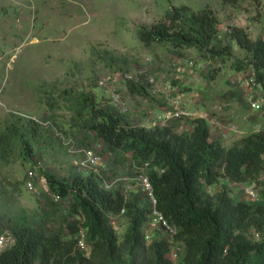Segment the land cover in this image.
Listing matches in <instances>:
<instances>
[{
	"label": "rangeland",
	"instance_id": "374dc122",
	"mask_svg": "<svg viewBox=\"0 0 264 264\" xmlns=\"http://www.w3.org/2000/svg\"><path fill=\"white\" fill-rule=\"evenodd\" d=\"M180 6L212 12L217 40L229 47L228 55L198 56L193 49L144 47L138 41V29L163 21L172 7ZM234 27L251 40L264 41V0H0V134L14 129L18 136L10 156L0 160V235L21 218L45 236L64 238L67 233L69 203L49 206L29 192V173L39 177V191L44 173L67 182L97 170L101 182H115V188H131L130 193L141 196L135 178L145 175L146 166L132 167L130 154L105 149L82 128L69 100L87 97L131 126H146L150 112L166 108L168 86L180 87L178 68L186 71L188 63L199 59L201 73L202 64L210 63L200 75L214 91L228 82L236 66H248V56L226 33ZM139 87L146 97L129 91ZM88 153L98 165L88 163L90 169L79 171ZM231 185L230 197L246 202L243 186ZM118 224L127 223L121 219Z\"/></svg>",
	"mask_w": 264,
	"mask_h": 264
},
{
	"label": "trees",
	"instance_id": "16d2710c",
	"mask_svg": "<svg viewBox=\"0 0 264 264\" xmlns=\"http://www.w3.org/2000/svg\"><path fill=\"white\" fill-rule=\"evenodd\" d=\"M216 25L210 10L172 7L163 21L138 29L137 39L144 47L168 44L174 50L193 49L198 56L228 55L229 47L217 40ZM228 35L249 59L248 66H236L235 72H248L252 86L263 84L264 41L249 39L241 28H231ZM129 91L146 97L141 87ZM73 99L69 103L83 129L113 154H130L135 166H146L155 209L182 244L181 264H264V203L234 201L228 188L257 178L264 131L250 132L224 147L210 140L201 118L189 119L192 130L178 134L169 128L134 127L98 109L87 97ZM17 139L14 129L0 134V160H7ZM42 175L49 193L69 200L67 233L64 238L45 236L26 218L12 221L7 226L14 244L0 253V264H175L164 239L148 243L144 239L149 204L142 193H128L125 198L123 188L104 191L93 172L77 174L67 182L53 174ZM209 186L218 191L209 193ZM44 199L49 206L54 203L48 195ZM121 211L119 220L127 224L120 225L123 231L118 236L110 218ZM71 217L83 219L80 228L90 248L88 257L75 250L80 228L76 220L69 221Z\"/></svg>",
	"mask_w": 264,
	"mask_h": 264
},
{
	"label": "built area",
	"instance_id": "2783aa9c",
	"mask_svg": "<svg viewBox=\"0 0 264 264\" xmlns=\"http://www.w3.org/2000/svg\"><path fill=\"white\" fill-rule=\"evenodd\" d=\"M229 34V30L226 31ZM188 69L181 70V68L177 69L178 78L177 80L180 81V87L177 86H168V93H166L165 97V105L166 108L163 109L162 112L157 114H152L148 116L150 122L147 123L146 126H141L145 128H169L172 131L182 134V133H189L192 130V126L189 125V128H186V120L187 119H195L201 118L198 116L196 112H186L184 110L178 109L180 108L181 103H189L193 102L194 97L184 96V91H182V87L190 88L194 83H197L200 78L198 77L197 72L200 70L201 64L198 61H195L192 64L188 63ZM232 83L239 87H252V79L248 75V72H237V75L231 79ZM177 97V99H175ZM192 100V101H191ZM195 100V99H194ZM112 101L114 102L115 107L120 108V100L118 98H113ZM247 103L249 105L250 112H260L264 106V99H256L252 98L251 96L247 97ZM121 109V108H120ZM204 119V118H201ZM256 131H264V126H259L256 128ZM95 160L92 159L91 153L85 154L84 162L79 164V171L90 169L91 165H98ZM262 167L259 171L257 178L249 183L243 184V196L246 198L247 201L251 203H264V156L262 157ZM89 163V164H88ZM131 166L133 167L134 164L132 163ZM97 170H92V172L98 177L99 174L96 172ZM99 178V177H98ZM100 188L107 192H112L115 189V182H111L110 184L105 183L104 180L101 182V178H99ZM39 177L36 173H29L26 178L25 187L29 192L36 194L37 196H41L44 199V196H49L52 202L60 203L61 205H65L69 203L66 199H60L59 196L55 194H51L48 191V187L46 186L45 182L40 184L39 191L35 187V183L39 181ZM136 186L141 190L143 193V197H146L147 202L149 204V213L147 214V221L143 227L144 239L148 243L152 240L157 239H164L167 242L168 252L171 256L172 260L175 264H181V257L183 254L182 245H178L177 241L175 240L176 231L174 228L170 227L164 218L156 211L155 209V202L152 197V189L147 180V177L143 174L138 175L135 178ZM124 196L126 198L127 194L131 192V188H124L123 187ZM67 202V203H66ZM67 213V210L66 212ZM123 215V211L116 217L110 218V223L113 227L115 233L120 236L123 229L119 226V219ZM70 221L76 220L78 223V228L83 223V219L81 217H71L69 218ZM66 227L63 226V229ZM84 231L80 228L75 236V250H77L81 255L84 257H88L90 255V248L84 241ZM14 244V238L11 236L9 232H3L0 235V253L3 251L11 248Z\"/></svg>",
	"mask_w": 264,
	"mask_h": 264
},
{
	"label": "crops",
	"instance_id": "0c3cea01",
	"mask_svg": "<svg viewBox=\"0 0 264 264\" xmlns=\"http://www.w3.org/2000/svg\"><path fill=\"white\" fill-rule=\"evenodd\" d=\"M202 66L201 73H197L200 80L190 86V88H181L182 91H184L183 89L189 90L188 92H183L185 97L187 94L188 96L194 97L195 100L193 99L191 104L181 103L178 109L186 112L194 111L199 117L204 118L209 128L210 140L219 141L224 147H228L237 138L245 136L250 132H255L259 126H264V106L260 112H250L247 103L248 96L256 99H264V83L249 88H241L235 84L233 87L230 83L232 76L234 74L235 76L237 75V72H235L230 74L228 78L226 77L227 83L226 80L223 81V84L219 88L212 91L210 86H207L206 80L202 79L200 75L203 74L205 69L210 67V63H203ZM227 91H229L228 95L226 93ZM163 109L165 108H162L160 112ZM188 120L185 121L186 128H189ZM232 185L241 186L242 184ZM212 190L214 192H211V194L217 192L218 188L216 186L207 187L209 193Z\"/></svg>",
	"mask_w": 264,
	"mask_h": 264
}]
</instances>
